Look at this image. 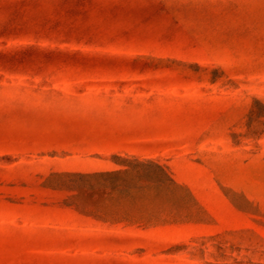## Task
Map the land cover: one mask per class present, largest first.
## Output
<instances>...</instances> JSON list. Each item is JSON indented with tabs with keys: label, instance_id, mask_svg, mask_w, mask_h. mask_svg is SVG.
Wrapping results in <instances>:
<instances>
[{
	"label": "rangeland",
	"instance_id": "1",
	"mask_svg": "<svg viewBox=\"0 0 264 264\" xmlns=\"http://www.w3.org/2000/svg\"><path fill=\"white\" fill-rule=\"evenodd\" d=\"M160 1L135 58L0 36V264H264V0Z\"/></svg>",
	"mask_w": 264,
	"mask_h": 264
},
{
	"label": "trees",
	"instance_id": "2",
	"mask_svg": "<svg viewBox=\"0 0 264 264\" xmlns=\"http://www.w3.org/2000/svg\"><path fill=\"white\" fill-rule=\"evenodd\" d=\"M135 1L0 0V36L33 37L32 42L21 44L50 49L57 53H91L135 58L136 53L127 49L109 47L124 40L127 43L132 41L131 33L125 30L123 34H119L111 27L118 17L127 18L138 11ZM149 1L148 6L141 7L140 13L144 10L149 12L152 7L157 13L156 9L163 6L160 0ZM138 62L147 63L143 59ZM169 95L176 96L173 93ZM155 96L157 95L154 94ZM150 102L155 104L153 98ZM217 113L216 110V115ZM216 115L212 109H208L205 116L210 119Z\"/></svg>",
	"mask_w": 264,
	"mask_h": 264
}]
</instances>
